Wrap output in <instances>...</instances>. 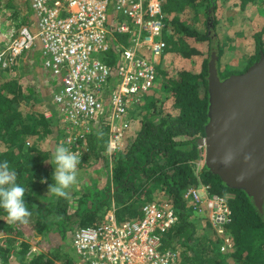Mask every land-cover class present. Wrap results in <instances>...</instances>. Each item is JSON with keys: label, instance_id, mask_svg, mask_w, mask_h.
I'll use <instances>...</instances> for the list:
<instances>
[{"label": "trees", "instance_id": "trees-1", "mask_svg": "<svg viewBox=\"0 0 264 264\" xmlns=\"http://www.w3.org/2000/svg\"><path fill=\"white\" fill-rule=\"evenodd\" d=\"M218 1L163 0L168 45V39L172 40L165 54L179 53L189 59L204 55L189 41L194 39L207 44L208 56L198 71L183 68L168 76V71L159 70L161 84L144 96L137 109H130L131 123L136 116L140 122L132 133H125L120 150L108 152L107 127L85 139L77 165L83 171L80 176H86L85 167L102 161L109 165V157L110 176L100 184L97 178L93 183H76L67 190L70 199L48 195L49 185L54 184L53 149L63 137L57 120L45 115L50 104L36 108V96L27 91L30 83L22 82L27 76L21 65L23 55L0 65V163L7 161L10 170L16 171V183L25 188L24 202L31 212L27 223H12L0 209V264H87L72 253L70 235L76 224L98 226L112 210L118 222L141 217L143 205L157 200L168 201L179 217L164 238L166 247L180 252L177 264H264V204L259 209L245 190L229 187L205 162L198 163L204 159L199 141L209 121V63L216 53L220 75L224 49L217 34H211L216 23L201 31L190 24L189 15L202 8L211 16ZM241 1L242 7L260 2ZM172 28L176 34L170 33ZM257 35L255 54L236 73L244 72L264 52V40ZM108 61L113 63L114 58ZM42 179L47 183H41ZM201 184L210 193L228 198L232 216L227 227L234 242L229 252L221 250V239L209 219L203 224L201 212L185 197L189 188ZM53 236L56 247L33 250V243L40 245Z\"/></svg>", "mask_w": 264, "mask_h": 264}, {"label": "built area", "instance_id": "built-area-1", "mask_svg": "<svg viewBox=\"0 0 264 264\" xmlns=\"http://www.w3.org/2000/svg\"><path fill=\"white\" fill-rule=\"evenodd\" d=\"M110 6L128 19H111ZM31 10L37 31L22 27L0 49V65L39 46L53 80L55 111L45 115L57 120L64 146L81 155L85 139L107 127L108 152L120 150L132 126L131 107L142 102L158 79L157 63L147 55L159 62L168 48L163 0H31ZM107 58H114L113 63ZM185 197L195 210L208 212L221 250H232L228 198L202 184L189 188ZM178 220L168 201H150L141 217L118 222L112 210L98 226H75L70 243L87 264H177L180 252L166 247L164 238Z\"/></svg>", "mask_w": 264, "mask_h": 264}, {"label": "water", "instance_id": "water-1", "mask_svg": "<svg viewBox=\"0 0 264 264\" xmlns=\"http://www.w3.org/2000/svg\"><path fill=\"white\" fill-rule=\"evenodd\" d=\"M209 63V121L200 138L205 164L231 188L264 204V52L244 72L221 79Z\"/></svg>", "mask_w": 264, "mask_h": 264}, {"label": "rangeland", "instance_id": "rangeland-1", "mask_svg": "<svg viewBox=\"0 0 264 264\" xmlns=\"http://www.w3.org/2000/svg\"><path fill=\"white\" fill-rule=\"evenodd\" d=\"M259 1V3L250 2L245 7H242L241 0H219L217 10L211 16L205 15V10L202 8L196 11L193 10L192 14L190 13V24L196 26L201 31H206L211 24L216 23L215 28L213 29V32L211 34H217L216 37L219 39V44L221 45V47L223 46L224 49V54L220 63L221 74L219 76H225L227 74H237L236 72L244 70L249 63L250 58L253 57V55L255 54L257 41L256 39L258 36L257 34H260L261 38L264 40V0ZM7 3H9L10 5L8 6ZM187 10L190 11L191 8H187ZM108 13L110 15V18L114 19L115 21H122L128 19L127 16L123 13L115 11L112 6H110ZM36 22V16L31 10V0H1L0 49H4L6 47L7 42H9L12 37L16 36L20 32L21 28L24 26H28L32 30V32L35 33L37 31V28H35ZM171 32L173 34L177 33L173 28L170 33ZM119 37L123 38V40L121 38L120 39L124 41L127 45L129 44L125 36L120 35ZM168 40L170 41V45H168L169 50L172 46V40ZM189 41L196 48L202 50L204 55H195L193 58L189 59L183 57L179 53L167 52L164 55L163 59L160 58L159 62H157L159 58H156L153 54H148L147 57L153 62L157 63L156 66L158 71H162L163 69L168 71V76L175 74L176 70L183 68H189L198 71L201 68L203 58L208 56V47L207 44L202 41H197L194 39H189ZM33 49L31 50L33 51ZM31 54V52H29L28 55L26 53L21 60V65L23 66L22 69H25V72L27 71V76L22 79V82L25 84L30 83V85H34V82H36L39 76L36 75L38 74L36 72L37 70L35 67L36 62H29V57L31 56ZM101 55L103 54H94V56L98 58H101ZM221 79H223V77H221ZM159 81L160 80L158 78L156 83H158ZM160 84L161 81L156 84V86ZM35 101L36 108L38 110H41L42 105H39L38 99H36ZM135 106L136 105L132 106V108L134 107L137 109L138 107ZM133 120L134 121L131 126L132 129H130V133H132V131L134 130V126H138L140 122L137 116ZM108 162L109 165L107 164V166L103 161L99 163L101 165L104 164L100 169L103 174V181H105L106 178H109L110 176L107 174L109 171L108 168L111 169L112 164V160L110 159V157ZM204 162L205 160L202 159L198 163L202 165ZM92 170L97 171L94 169ZM82 174L83 171L80 173V175ZM78 180L80 185H83L84 182L86 183L88 181V183H93L91 176L88 175L80 176ZM94 183H96V181H94ZM75 186L76 183L71 187L74 189ZM200 216H202L203 218L201 222L205 224L206 220H208V212L203 211L200 213ZM76 225L81 226L80 223ZM45 239L47 240L46 243H41L40 245L33 243V250L40 252L42 250L46 251V249H48L50 246L56 247V242L52 241L48 237H45ZM72 253L74 254L75 258L80 256L76 253L75 250Z\"/></svg>", "mask_w": 264, "mask_h": 264}, {"label": "clouds", "instance_id": "clouds-1", "mask_svg": "<svg viewBox=\"0 0 264 264\" xmlns=\"http://www.w3.org/2000/svg\"><path fill=\"white\" fill-rule=\"evenodd\" d=\"M53 157L54 184L49 185L48 195L70 199L67 190L77 182V165L81 157L78 153L66 148L63 142L54 147ZM16 180L17 173L15 170H10L9 163L7 161L0 163V209L7 213L10 222L27 223L31 212L24 202L25 188L17 184ZM41 183H47V181L42 179Z\"/></svg>", "mask_w": 264, "mask_h": 264}, {"label": "crops", "instance_id": "crops-1", "mask_svg": "<svg viewBox=\"0 0 264 264\" xmlns=\"http://www.w3.org/2000/svg\"><path fill=\"white\" fill-rule=\"evenodd\" d=\"M33 51L32 50L27 51L24 54H22L23 56H25L26 53H27V55L29 52L32 53L31 56L29 57V62L30 63L36 62L35 63L36 66L35 65L34 66L36 67V70H37L36 72L38 73L36 75L39 76V78L36 80V82H34L35 85H29L27 87V91L36 96V99H38V101H39V105H42V109H44L46 106H48V104H50L48 108H50V109L53 108L52 110L55 111V107L53 106V102H52V92H53L51 89V84L53 83L52 76L43 66V58L41 55L40 47L39 46L36 47L35 49H33ZM48 108H46V110H44V111L49 110ZM134 127H136V126H134ZM103 165L98 163L96 166H93V168H92V166L85 167L88 170V171H86L85 175L91 176L92 180H95L97 178L98 184L103 183L104 178H102L103 174L100 170ZM91 168L94 170H97V171H93V170L91 171ZM109 169L110 168H108V170ZM78 170L79 169L77 167V171ZM80 173H81L80 171L77 172V182L76 183H79L78 179L80 177ZM107 174L108 175L110 174L109 171ZM107 179H108V177L106 178V180ZM83 184H85V182ZM56 238L57 237L53 236L50 239L52 241H54L53 239H56ZM43 243H46V241H44Z\"/></svg>", "mask_w": 264, "mask_h": 264}]
</instances>
